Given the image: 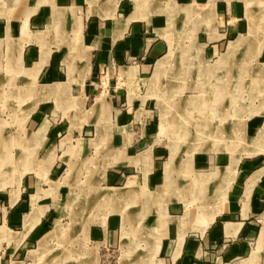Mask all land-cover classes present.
<instances>
[{
	"label": "crops",
	"instance_id": "crops-1",
	"mask_svg": "<svg viewBox=\"0 0 264 264\" xmlns=\"http://www.w3.org/2000/svg\"><path fill=\"white\" fill-rule=\"evenodd\" d=\"M262 7L261 0H0V47L37 96L22 113L25 131L0 133L27 135L4 146L14 162L0 184V264H20L60 235V211L38 194L40 185L45 175L72 173L84 155L104 165L96 188L103 179L112 184L100 186V199L116 206L88 229L111 259L89 254L78 263L64 248L44 264H264L262 120L252 122L263 140L253 154L194 151L179 160L157 135L152 110L154 79L195 74L200 59L244 44L264 22Z\"/></svg>",
	"mask_w": 264,
	"mask_h": 264
},
{
	"label": "rangeland",
	"instance_id": "rangeland-1",
	"mask_svg": "<svg viewBox=\"0 0 264 264\" xmlns=\"http://www.w3.org/2000/svg\"><path fill=\"white\" fill-rule=\"evenodd\" d=\"M261 3L263 11L264 0H261ZM261 21L258 19L254 23V37L235 48H226L227 55L221 56V51L213 59H200L193 67L197 71L195 74H172L154 79L152 88L155 90L157 103L154 102L152 110L156 115V132L161 138L166 137L163 143L167 144L179 160H182L184 154L194 151H226L230 152L231 156L236 153L244 156L249 153L246 149L250 148L251 154L254 153L252 148L262 139V126L259 124L255 127L252 122L259 119L264 125V22L261 26ZM244 36H247V33ZM230 51L239 53L230 54L237 58H227ZM9 52L4 50L3 45L0 47V133L4 130L15 131V127L21 129V132L25 131L22 113L28 109L26 103L37 97L36 92L31 90L30 81L15 73L11 66L13 55ZM6 64L9 67L6 68ZM213 79L220 81L217 86L222 87L225 83L229 89L226 94L222 92L223 98L219 93L216 102L209 100ZM201 96H204L205 100L202 101ZM20 103L23 105L17 106ZM202 103L206 104L204 108H201ZM245 124H248L247 130ZM15 137H22L25 143L27 135H0V184L5 183L3 179L6 163L14 162V155L6 159L5 153L7 146L12 144L13 147ZM37 159L41 163L44 156L34 155L33 162ZM31 161V156L24 153V165H31ZM77 161L76 169L72 173L64 174L61 170L54 178H49L50 181L45 175L44 184L40 185L41 192L38 193L40 196L48 194L55 201L53 206L60 211V219L56 221L55 226L61 231L60 235L48 241L46 251L38 253L36 250L33 254L16 260L18 263L44 264L49 257L62 252L64 248L72 258H80L78 263L89 262L85 259L86 256L89 258V254L91 260L96 257L111 259L109 255L105 256L104 244L96 243L88 235V229L92 225L100 224L101 217L112 212L114 203L100 199L99 192L100 186L112 187V184L103 179L102 184L98 183L96 188V181H100L98 170L100 167L104 168L98 157L84 155L77 157ZM182 162L185 163V159ZM230 163L235 164V159L231 158ZM165 176L168 177V167ZM187 177L183 176L186 180ZM47 185V190L42 189ZM0 190L4 189L0 187ZM186 190L191 196L189 188ZM198 191L199 189L194 193L197 194ZM201 198L199 196V199ZM114 205L116 206V203ZM53 228L52 225L48 234Z\"/></svg>",
	"mask_w": 264,
	"mask_h": 264
},
{
	"label": "bare ground",
	"instance_id": "bare-ground-1",
	"mask_svg": "<svg viewBox=\"0 0 264 264\" xmlns=\"http://www.w3.org/2000/svg\"><path fill=\"white\" fill-rule=\"evenodd\" d=\"M239 44L238 43H234L233 44V48H235V47H237ZM222 81V80H221ZM213 84V86L210 88V90H212V94L210 93V99L209 100H212V101H214V102H216L217 100H218V98H219V93H220V95H222V98H223V93H225L226 94V92L229 90V89H227V84H225V83H223V85H222V87H219V86H217V84L218 83H220V81H218V79H213V82H212ZM206 89V88H205ZM223 92V93H222ZM198 97L199 96H197L196 97V99H198ZM201 99H202V101L203 100H205V98H204V96H203V98H202V96L200 97ZM205 103H202L201 104V108L203 107H205L206 106V104L204 105ZM210 107V106H209ZM198 108H199V106H198ZM201 111V110H200ZM261 134V133H260ZM261 141H263V140H261ZM226 145V144H225ZM219 147V146H218ZM259 148L261 149V144H260V146L259 145H257V147H255V149L256 150H259ZM0 151H1V149H0ZM233 161V160H232ZM231 165L229 166V168H230V173H232L233 171H234V168H235V164H232V163H230ZM232 166V167H231ZM54 232V231H53ZM50 236V235H49ZM45 240V239H44ZM42 244V243H41ZM40 245V244H39ZM45 246V245H44ZM42 247V246H41ZM39 249V248H38ZM38 251V250H37ZM255 254H256V252H254L253 253V258L255 257Z\"/></svg>",
	"mask_w": 264,
	"mask_h": 264
}]
</instances>
